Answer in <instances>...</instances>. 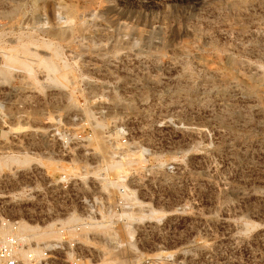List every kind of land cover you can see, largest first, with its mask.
Here are the masks:
<instances>
[{
  "label": "rangeland",
  "instance_id": "374dc122",
  "mask_svg": "<svg viewBox=\"0 0 264 264\" xmlns=\"http://www.w3.org/2000/svg\"><path fill=\"white\" fill-rule=\"evenodd\" d=\"M0 151L30 161L0 168V215L25 219L30 245L76 237L82 264H264V0H0ZM119 185L131 211L53 223Z\"/></svg>",
  "mask_w": 264,
  "mask_h": 264
},
{
  "label": "built area",
  "instance_id": "2783aa9c",
  "mask_svg": "<svg viewBox=\"0 0 264 264\" xmlns=\"http://www.w3.org/2000/svg\"><path fill=\"white\" fill-rule=\"evenodd\" d=\"M118 128L121 135L124 137L128 135L125 125H120ZM52 136L55 141L57 139L60 140V144H62L64 150L71 148L69 144L73 143V139L72 132L69 129H59ZM70 180L69 176L63 174V182L69 185L71 183ZM125 182L128 183L127 179ZM116 188L118 199L115 203H110L103 194L93 193L82 196L80 200L81 210L73 211L81 219L78 222H89L93 219L99 220L102 218L104 212L112 211L120 215L124 211H131L126 209L130 208L131 205H136V199L127 197L126 193L128 189L123 185H119ZM119 208L123 211L120 212ZM51 219L60 222L59 220L65 218L55 216L54 218L51 217ZM23 222H26V220L13 218L8 215H0V264H63L65 261H68L69 264H82L78 238L66 234L68 236H65V238L52 241V247H42L38 251H33L32 245L21 237L20 231Z\"/></svg>",
  "mask_w": 264,
  "mask_h": 264
},
{
  "label": "bare ground",
  "instance_id": "6f19581e",
  "mask_svg": "<svg viewBox=\"0 0 264 264\" xmlns=\"http://www.w3.org/2000/svg\"><path fill=\"white\" fill-rule=\"evenodd\" d=\"M68 5V4H67ZM72 5V4H71ZM74 6V5H73ZM67 8V7H66ZM65 8V9H66ZM79 8V7H78ZM75 11V9L74 8H70V12H74ZM69 12V11H68ZM69 12V13H70ZM77 14V13H76ZM84 14H86V13H84ZM91 15V14H90ZM70 16V15H69ZM53 20V19H52ZM35 24V23H34ZM80 26V25H79ZM82 26V25H81ZM68 27V26H67ZM58 28V27H57ZM65 28V27H64ZM81 28V27H80ZM66 30V29H65ZM75 30V29H74ZM53 31V30H52ZM54 32V31H53ZM57 33V32H56ZM69 33V32H68ZM71 33V32H70ZM58 34H61V32H60V29H59V32H58ZM62 34H63V32H62ZM91 36V35H90ZM104 36V35H103ZM86 42V41H85ZM35 46V45H34ZM37 46V45H36ZM20 47H22V46H20ZM23 50H24V52L25 53H27L29 56L30 55H32V51L30 50V48H26V47H23ZM55 51V50H54ZM59 51V50H58ZM120 51V50H119ZM24 53V54H25ZM43 53V52H42ZM55 53V52H54ZM59 54V53H58ZM26 55V54H25ZM27 55V56H28ZM37 55V54H36ZM106 55V54H105ZM40 55H37V57H39ZM55 56H59V55H55ZM36 57V56H35ZM48 57H50V56H48ZM141 57V56H140ZM10 58H17V56H15L14 54H11L10 55ZM44 58V57H43ZM59 58V57H58ZM51 59V58H50ZM18 60V59H17ZM39 60V59H38ZM43 61V60H42ZM44 61H45V59H44ZM65 62V61H64ZM44 63V62H43ZM45 65V64H44ZM46 65H47V67L51 70V71H56V64L52 61V60H48V61H46ZM26 68H27V66H25ZM46 67V66H45ZM31 70V69H30ZM61 71V70H60ZM57 72V71H56ZM64 74V73H63ZM70 75V74H69ZM56 76V75H55ZM62 76H65V75H61V77ZM60 77V76H59ZM59 79V78H58ZM62 80L61 81H64L65 80V78H61ZM68 79V78H67ZM54 80V79H53ZM60 80V79H59ZM66 81V80H65ZM64 81V82H65ZM61 83V82H60ZM73 104V103H72ZM100 125V124H99ZM102 131V130H101ZM98 133V132H97ZM103 133V132H102ZM103 138H104V136H103ZM98 142H99V144H100V140H98ZM103 143V142H102ZM105 144V143H104ZM104 144H102V147L99 149V153H101V154H105V156L107 155V149H106V147H104ZM87 147V146H86ZM104 147V148H103ZM109 150V149H108ZM3 151H0V153H2ZM109 152V151H108ZM112 153V152H111ZM109 154V153H108ZM108 156V155H107ZM108 159V158H107ZM110 159H108V161H109ZM10 163H30V161H29V159H27V158H25V159H21L20 157H17V156H15V157H11V159H9L8 157L7 158H5V159H0V168H3V167H5V166H9V164ZM130 163V162H129ZM118 165V164H117ZM109 168V167H108ZM33 170V169H32ZM32 170H29V171H32ZM17 169H15V170H12L11 171V173H12V175L13 176H15V178L17 177ZM103 181H105V180H103ZM107 183H109L108 181H105V184H107ZM111 185V184H110ZM107 188V187H106ZM105 188V189H106ZM109 202H110V200H108ZM140 207V206H139ZM141 208V207H140ZM152 208V207H151ZM151 210V209H150ZM154 210V209H153ZM144 211V210H143ZM132 219V218H131ZM65 220H68V221H81V219H80V217L77 215V214H75V212H72V213H70V215L68 216V217H66L65 219H61V220H59L60 222H64ZM140 220V219H139ZM90 221H92V222H94V221H98V220H96V219H93V220H90ZM147 222H149V221H147ZM27 222H23L22 224H21V237H22V239L23 240H25V241H32L33 239L31 238V237H29L27 234H25V232H23V227H25V226H27V225H25ZM53 223H57V221H53ZM140 224V223H139ZM23 225H25V226H23ZM96 227V226H95ZM129 227V226H128ZM132 227V226H131ZM30 228V227H29ZM98 228V227H97ZM26 229V228H25ZM38 229V228H37ZM36 229V230H37ZM26 230H28V227H27V229ZM31 230H33L34 231V237H39V239H43L44 237H47V235L49 234V232H47V231H35V229H33V227L32 228H30V231ZM111 230V229H110ZM51 232V231H50ZM85 235V234H84ZM34 241V240H33ZM36 242V245H32L31 246V248H32V250L33 251H38L40 248H42V247H45V248H50V247H52V245L53 244H45V243H42L41 244V242L39 243L38 241H35ZM98 251V250H97ZM182 253V252H181ZM179 255V254H178ZM184 255V254H183ZM182 255V256H183ZM181 257V256H180ZM184 257V256H183ZM182 257V258H183ZM188 259V258H187ZM187 261V260H186ZM181 262V261H180ZM105 264V263H104ZM182 264H183V262H182Z\"/></svg>",
  "mask_w": 264,
  "mask_h": 264
}]
</instances>
